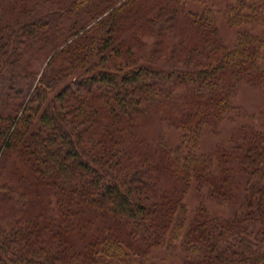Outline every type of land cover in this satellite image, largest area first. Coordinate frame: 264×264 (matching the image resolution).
Masks as SVG:
<instances>
[{"label":"trees","instance_id":"1","mask_svg":"<svg viewBox=\"0 0 264 264\" xmlns=\"http://www.w3.org/2000/svg\"><path fill=\"white\" fill-rule=\"evenodd\" d=\"M263 29L264 0H0V74L48 60L0 99V264H264Z\"/></svg>","mask_w":264,"mask_h":264},{"label":"rangeland","instance_id":"2","mask_svg":"<svg viewBox=\"0 0 264 264\" xmlns=\"http://www.w3.org/2000/svg\"><path fill=\"white\" fill-rule=\"evenodd\" d=\"M144 1V0H141ZM210 3L213 2L218 8H222L227 0H208ZM25 20H22V22ZM31 20H27L29 22ZM11 23V22H10ZM220 29L222 35L226 39V41L231 42L234 40L235 31H233L227 23L220 18L219 20ZM16 25H11V30L18 36L19 43L16 46L22 44L20 51L24 49L26 46V42L24 39L20 37V32ZM261 35L264 37V29L260 32ZM21 46V45H20ZM25 51V50H22ZM29 55V54H27ZM48 60L44 58H38L36 55L24 57L22 61H15L12 66L10 67L9 71L6 73L0 74V99L5 100L8 90L13 87L17 93L21 95L29 96L35 89V86L45 69L46 63ZM236 103L242 107L243 115L242 119H239L237 122L242 123L246 120H249L250 117H255L254 115L257 114L264 108V92L262 89L245 85L241 88L238 97L236 99ZM248 117V118H247ZM235 122H226L222 124L219 128L218 134H207L205 139L203 140L202 148L203 150H208L212 147L216 142H225L232 131L236 128ZM150 135H154L155 130L153 127L148 129ZM168 137L173 141L174 137L176 139V133L173 130H169L166 132ZM198 197V196H197ZM197 197L190 196L189 201L191 205H194L198 202ZM212 208H214L215 213H226L229 212L231 209L229 207L220 206L217 203L210 202L209 203ZM159 253V254H158ZM164 251H159L155 253L146 264H183L182 260L180 259L179 255H167ZM161 258H165V260H161Z\"/></svg>","mask_w":264,"mask_h":264}]
</instances>
